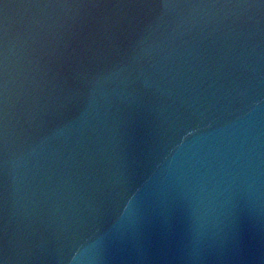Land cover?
Instances as JSON below:
<instances>
[{
  "label": "water",
  "instance_id": "water-1",
  "mask_svg": "<svg viewBox=\"0 0 264 264\" xmlns=\"http://www.w3.org/2000/svg\"><path fill=\"white\" fill-rule=\"evenodd\" d=\"M0 264H264V0H0Z\"/></svg>",
  "mask_w": 264,
  "mask_h": 264
}]
</instances>
